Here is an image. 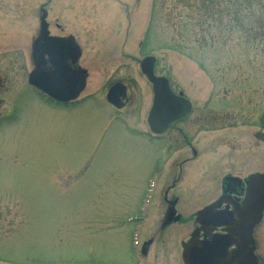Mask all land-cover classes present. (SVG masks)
I'll list each match as a JSON object with an SVG mask.
<instances>
[{"label":"rangeland","instance_id":"374dc122","mask_svg":"<svg viewBox=\"0 0 264 264\" xmlns=\"http://www.w3.org/2000/svg\"><path fill=\"white\" fill-rule=\"evenodd\" d=\"M252 2L236 15L231 0H0L2 108L12 110L14 94L29 92L20 54L41 7L49 21L57 16L86 37L91 76L84 94L102 92L68 113L36 101L26 105L15 134L2 128L0 264H137L131 228L106 215L129 212L131 188L165 156L163 141L173 154L166 153L170 167L162 175L190 157L187 141L201 156L182 170L184 218L199 209L195 192L214 198L227 176L264 173V0ZM146 56L156 60L154 74L193 107L158 143L144 134L151 89L138 65ZM114 81L128 87L127 110L105 103ZM198 115L203 122L195 126ZM160 212L157 203L155 221ZM151 219L143 238L166 236L165 249L154 245V264H166L165 252L167 264H182L183 227H151ZM260 238L264 247V232Z\"/></svg>","mask_w":264,"mask_h":264},{"label":"flooded vegetation","instance_id":"af4514ba","mask_svg":"<svg viewBox=\"0 0 264 264\" xmlns=\"http://www.w3.org/2000/svg\"><path fill=\"white\" fill-rule=\"evenodd\" d=\"M45 20L48 32L47 37L53 38V45H51L50 56L51 61L47 53L43 52V48H46L47 45L39 39V13L37 29L35 30L34 36L29 40V43L23 53L20 54L21 69L25 74L26 84L29 73L34 70L38 73L44 74L56 71L55 82L57 83V85H60L62 87L63 99L56 100L48 98L28 85L25 88L28 89L29 92L24 98H18L20 92L14 94L12 98V103L15 105L10 111L6 110L5 108H2L3 98H0V137L1 134L6 133L2 131V128L4 126L12 128L14 127V129L9 130V132L15 134L16 128L21 126V114L26 109V105H36V101L49 107V110L51 109V111L68 113L74 110L75 107H78L81 104L92 100V98L102 99V92L100 94V97H94V94H96L94 92V94H84L86 88L88 87L91 76L89 58L88 55H85V50L90 48L86 37L84 38L83 42V38H79V36H76L78 33L75 32L74 28L71 26H68V28H66V25L57 16L53 19V21H49L48 17ZM100 20H102V18ZM75 48H77L79 53V56L77 58L75 56ZM82 81L83 89L78 93L77 97L75 98L74 96H72L75 93V85ZM3 84L4 80L0 78V90L3 87ZM25 88L22 91H24ZM125 94L126 96L123 101V107L120 110L116 111H122L124 109L127 110L128 104L130 102L129 90L127 86ZM91 96L93 97L91 98ZM192 109L193 107L190 109V112L186 117H184L178 122L170 124L163 134L170 133L177 127L178 123L187 120L192 113ZM200 116L201 115H198L194 118L193 123L195 126L203 122V119ZM177 130L179 132H182L181 128H177ZM137 131L138 134H142L141 131ZM144 134L147 135L148 139L153 142H162L158 138H160L163 134L155 136L149 131L145 132ZM1 142H3L2 139H0V144H2ZM163 142L167 143L168 147V150H164L165 156L167 152L169 155L171 153L173 154V148L170 146V140ZM186 145L189 147L190 157L179 161L178 164L175 163L172 171L170 170L172 172L170 173V175H162L170 167L169 160L165 159V156L163 155L155 158V166L153 167L151 174L146 176L142 184H134V187L131 188V194L129 199L131 205L128 207L129 212L124 214L121 218H119V214L115 212V210H111L109 214L106 215L110 218H114L113 220L117 222H122L124 225L131 228L128 234V240H131L133 242L132 249L134 250V255L136 257L135 260H137L138 262L137 264H154L155 258H157L160 254V247L162 246V250L165 249L164 239L166 240V236H163V234H161L162 237H164L163 240L159 237V240H157L154 235H151L146 239L143 238V233L145 231L144 227L146 226L147 222H150V218H153L151 219V227H154L155 224H157L156 227L158 228H166L171 224H179L183 227V236L179 240L180 259L182 255L183 246H186L188 244H190L191 246L192 244H194L195 248L201 249L203 248V242L209 241L212 235L218 237H228L232 232V228L229 225H225L218 228H210L209 223L221 221L218 219L210 220L207 217L208 214L206 216H204L203 214L199 218V222H196V214L204 208L212 206L218 200H221V202H219V206L214 207L211 210V214H215V212L220 213L223 211L226 213L233 212L234 207L236 205L241 204L244 199V180H231L228 183H223L220 187L219 194H217L214 198H206L205 194L195 192V201L199 204V209L195 210L193 213H189L187 215V218H184L185 210L183 212L180 208V204L183 201L182 194L186 191V189L182 187V181L184 177L182 175V170L188 163H192L199 157H201L200 155H198V151L190 145L189 141L186 142ZM159 151L161 152V150ZM153 175H156V177H153ZM163 177L165 178V183L164 181L163 183L162 181L160 182ZM166 181H169L168 185H165ZM119 195L120 193H115V199L118 198ZM157 203H159L161 212L158 216L159 218L155 221L153 216L154 207ZM168 215H171L172 217V220L169 223H167ZM262 223L263 221L261 219L260 222L252 228V244L248 246V249L252 248V255L254 257L255 264H264V261L262 260L264 256V254H262V252L264 251V247L260 238L261 234L264 232V226L262 227ZM187 225H189V231ZM235 240V237H231V240L229 241L231 245L228 246L225 250L227 259H229L231 253L236 250V246L233 242H231ZM155 244H157V247L159 248V250L156 252V249L154 247ZM168 257H170V252H165L164 254H162V258L166 259V264L168 263ZM181 263L183 264L182 261ZM103 264H107V262ZM233 264H236V262H233Z\"/></svg>","mask_w":264,"mask_h":264},{"label":"water","instance_id":"95a60500","mask_svg":"<svg viewBox=\"0 0 264 264\" xmlns=\"http://www.w3.org/2000/svg\"><path fill=\"white\" fill-rule=\"evenodd\" d=\"M46 12L42 11L40 17V30L39 39L43 41L47 47L43 48V52L51 56V45H53V38L47 37L46 23L44 21ZM40 48V47H39ZM76 58L79 56L77 48H75ZM51 61V57H50ZM155 59L153 57H145L139 63L141 74L146 78L151 85L152 103L147 116V125L150 131L154 134H161L165 131L166 127L186 116L190 111V103L188 100L174 95L168 86V81L163 77H156L153 74V66ZM56 71L48 74H40L36 71L30 73L28 83L46 94L48 97L56 100H62V87L57 85ZM83 89V81L75 85V98L78 93ZM125 99L124 87L116 83L112 85L106 94V100L112 106L121 108V100ZM218 201L216 204L205 208L197 213V222L204 214L210 220H220L221 222L209 223L211 228L222 227L230 225L233 230L231 236L218 237L212 235L209 241L203 242V248L197 249L194 244L183 246L182 260L184 264H254V257L252 255V248L248 249L251 244V230L261 219V213L264 211V174H256L248 177L246 181L245 198L240 205L234 207V212H220L211 214L214 207L219 206ZM218 204V205H217ZM235 214L236 218H233ZM212 215V216H210ZM177 219V218H176ZM172 217L168 215L167 223L171 222ZM235 237L236 250L231 253L227 259L226 248L230 246L231 237Z\"/></svg>","mask_w":264,"mask_h":264},{"label":"trees","instance_id":"16d2710c","mask_svg":"<svg viewBox=\"0 0 264 264\" xmlns=\"http://www.w3.org/2000/svg\"><path fill=\"white\" fill-rule=\"evenodd\" d=\"M231 1L236 4V10H235L236 15L239 12L238 10L244 5L248 6L249 8H253L255 6V4H253V2H252L253 0H235V1L231 0ZM231 8H233V6ZM239 18H241V17L236 16V18L234 19L237 24H239V22L242 20Z\"/></svg>","mask_w":264,"mask_h":264}]
</instances>
